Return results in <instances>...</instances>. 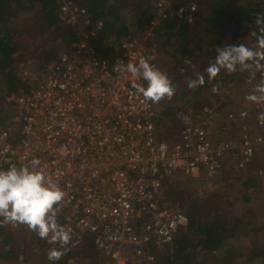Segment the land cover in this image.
<instances>
[{
    "label": "built area",
    "instance_id": "built-area-1",
    "mask_svg": "<svg viewBox=\"0 0 264 264\" xmlns=\"http://www.w3.org/2000/svg\"><path fill=\"white\" fill-rule=\"evenodd\" d=\"M197 12L195 3L155 0L140 39L130 35L99 45H113L116 57L108 63L98 51L104 22L75 0H58L56 18L70 43L40 70L32 68V59L18 63L30 89L4 97L12 118L0 125V170L38 159L39 170L65 193L54 214L70 240L53 242L51 233L42 239L75 253L62 264H152L151 248L169 246L188 226L183 208L162 197L163 181L173 176L213 181L228 162L245 172L264 146V93L257 87L259 99L251 101L255 135L220 139L216 107L181 102L178 138L169 142L157 136L158 102L138 91L146 82L122 70L121 65L143 58L170 82L153 44L156 29L170 22L192 25ZM183 64L195 67L187 60ZM175 100V94L162 99ZM253 176L264 188V171ZM87 241L91 246L82 255Z\"/></svg>",
    "mask_w": 264,
    "mask_h": 264
},
{
    "label": "trees",
    "instance_id": "trees-1",
    "mask_svg": "<svg viewBox=\"0 0 264 264\" xmlns=\"http://www.w3.org/2000/svg\"><path fill=\"white\" fill-rule=\"evenodd\" d=\"M75 1L85 5L94 20L104 22V30L98 40V51L102 60L112 63L116 57L113 45L106 49L100 48L99 45L102 42L113 44L114 40H120L134 33L140 34L149 21L151 5L155 0ZM173 1L179 5L190 3L200 5L201 15L204 17L202 22L205 26L196 28L194 25L170 22L156 29L153 44L163 58L171 60L164 73L170 78L176 97L173 104L161 100L157 106L155 121L157 136L158 139L169 142L178 138L180 127L177 115L181 110L179 106L181 102L193 106L211 105L213 101L208 102L209 99L220 93L224 83H231L228 82L231 77L227 75L232 71L221 69L214 77L206 71L214 62L217 49L228 44H244L257 50V37L264 35V22L256 23L257 18L264 20V0H242L240 3L238 0ZM57 5L58 0H0V81L4 91L1 97L3 101V97L7 95L28 93L30 89L17 71L18 63L24 59L19 53H25L26 49L14 40L20 30V20L25 15L36 12L40 25L44 28L43 39L59 44L61 51H64L63 49L70 43V35L57 21ZM130 31L134 33L130 34ZM49 55L50 52L38 60L37 70L54 60V57ZM186 60L195 67H185L183 62ZM259 63L264 65V60L260 59ZM181 69L183 73L179 72ZM263 69L264 67L257 69L253 65L249 67V72ZM235 70L234 72L238 73ZM189 82H194L192 87L188 86ZM256 179L247 177L237 184L236 188L241 193L239 197L241 201L249 203L252 192L258 188ZM185 180L182 177L173 176L162 183V197L165 196V201L173 202L183 208L188 218V226L177 233L169 246L161 248L162 251L151 248L152 254L158 252L152 264H193V262L200 264V260L205 261L201 264L206 261L210 264L211 260L206 259L207 254L208 256L212 254V262H214L223 252L230 250V242L239 231L237 228L255 224L257 215L248 210L242 215L243 217H240L238 213L239 217L230 213H215L222 206L219 202L220 195L213 194L210 190H198L191 184L189 187V183ZM171 195L174 199H171ZM20 225L23 233L28 236L25 238L24 247L32 251L31 259L36 258V253L44 252L46 247L49 250L52 249L49 244L37 236L35 231L30 230L24 224ZM12 230L8 222L0 218L1 260L11 261L17 257L20 237ZM262 236L264 239V233ZM85 245L80 250L82 255L90 248V241H87ZM71 256H75V253L70 250L64 251V255L56 264H62L66 258ZM254 261L255 264H264V249ZM227 264H234V261Z\"/></svg>",
    "mask_w": 264,
    "mask_h": 264
},
{
    "label": "rangeland",
    "instance_id": "rangeland-1",
    "mask_svg": "<svg viewBox=\"0 0 264 264\" xmlns=\"http://www.w3.org/2000/svg\"><path fill=\"white\" fill-rule=\"evenodd\" d=\"M240 1L242 2V0H238L239 3ZM195 4L198 8V12L194 23L195 25H192L196 28H198V26L204 27L205 25L202 22L204 17L201 15V7L197 3ZM20 21V30L14 40L19 46L26 49L25 53H19L22 57H24L23 60L30 56L29 59H32L35 62L33 57L36 58L37 56H42L43 58L48 52H50L49 56H53L55 59V57L62 52L59 49V44L43 39L44 28L40 25L36 12L35 14L25 15ZM130 32L134 33V31ZM134 36L139 39L141 38L140 34H134ZM246 42L247 45H249L248 40H246ZM34 62L33 64H35ZM199 66L201 67L202 65L199 63ZM32 68L37 69V65H34ZM227 76L231 77V80H228V82L231 83H224L220 93L215 94L214 97H211L208 101H213L212 105L217 108V135L220 139L232 140H237L243 132L250 133L253 136L257 133L254 126L255 113L251 107V100H248L247 97L255 94L253 87H257L258 91L264 93V69L261 71L249 72V75L248 72L246 74L244 71L240 70L238 73L232 71V73ZM215 99L217 101H214ZM229 114L232 115L231 119L228 118ZM248 168L247 172H240L236 170L230 162H228L225 165L224 171L216 180L204 182L201 178L195 176H192L191 179L185 180L187 181L186 183H189V187L192 185L193 188L198 190H210L213 194L220 195L219 202L222 206L219 207L215 213L221 212V214H234L237 211L241 217L246 212V209L250 208L249 212H254L257 215L254 225H244L237 228L239 231L236 232L235 239L230 243L232 244L229 246L230 250L223 253L214 262H212L213 259L211 258L210 264H227L231 261H234V264H240L243 259L242 257L245 256L248 258L246 259L248 260V263L252 264V262L255 263L254 259L263 252L264 239L262 234L264 233V188L260 185L259 180L255 178L258 182V188L252 192L251 199L247 204V202L245 203L239 199V197H241V193L236 187H238L237 184L239 182H242L243 179L245 180L247 177L254 179L253 174L255 171H264V146L258 148L256 156ZM217 188L219 189L216 190ZM172 197L173 196L171 195V199H174ZM163 198L165 199V196H163ZM8 224L13 229L12 231L20 237V243L17 248L16 259L11 261L0 259V264L50 263L48 260L49 249L47 247L44 252L36 253V258L31 259L30 255L32 254V251H30L29 248L24 247L26 243L25 238L28 237L27 234L23 233L20 224H16L17 226H13L11 223ZM233 247L235 249H233ZM159 251H162V249L160 248ZM157 253L155 254L153 252L154 257H156ZM19 257L22 258V261L18 260ZM193 264L196 263L193 262Z\"/></svg>",
    "mask_w": 264,
    "mask_h": 264
},
{
    "label": "clouds",
    "instance_id": "clouds-1",
    "mask_svg": "<svg viewBox=\"0 0 264 264\" xmlns=\"http://www.w3.org/2000/svg\"><path fill=\"white\" fill-rule=\"evenodd\" d=\"M262 22L264 20L257 18V24ZM261 50H264V35L257 37V50L244 44L225 45L217 49L215 60L206 71L214 77L221 69L234 71L237 66L248 68L255 65L260 69L264 67L259 63L264 59V51ZM121 68L139 75L146 82V86H138V91L147 101L159 102L174 94V87L167 77L143 58H139L136 64L121 65ZM193 84L189 82L188 86ZM247 99L256 101L259 97L250 95ZM39 163L38 159H33L20 167L0 170V217L8 223L26 225L41 239H48L51 233L53 242L66 245L70 235L57 223L54 214V205L62 201L65 193L45 177L39 170ZM63 255V250L52 248L48 252V260L50 264H56Z\"/></svg>",
    "mask_w": 264,
    "mask_h": 264
},
{
    "label": "crops",
    "instance_id": "crops-1",
    "mask_svg": "<svg viewBox=\"0 0 264 264\" xmlns=\"http://www.w3.org/2000/svg\"><path fill=\"white\" fill-rule=\"evenodd\" d=\"M195 23V22H194ZM195 25V24H194ZM130 34H133L132 32L130 33ZM135 34V33H134ZM132 36H134V35H132ZM34 58V60H35V65H36V63L38 62V60H40L41 58H42V56H37L36 58L35 57H33ZM36 60H37V62H36ZM160 65H161V67L162 68H165L166 69V67L168 66V64L166 63V59L165 58H163V59H161L160 60ZM239 70L240 71H244L246 74H247V72H248V75H249V67L248 68H242V67H238V69H236L235 71L236 72H239ZM3 94H4V91H3V85H2V83H1V81H0V125L1 126H6L7 124H8V120H10L11 118H12V115H11V113H10V111L7 109V107H6V105H5V103H4V101H3V99H1V97L3 96ZM4 98V97H3ZM216 110H217V108H214V112H215V116H214V122L216 123ZM216 127H217V124H216ZM250 209V208H249ZM249 209L247 208L246 210H248L249 211ZM234 216H238L237 215V211L233 214ZM239 217V216H238ZM1 219H3L2 217H0ZM235 237H236V235H235ZM235 237H234V239H235ZM233 239V240H234ZM233 240H231V242L233 241ZM230 242V243H231ZM230 245H232V244H230ZM233 249H235L234 247H233ZM224 253V252H223ZM203 255V254H202ZM154 256V255H153ZM201 256V255H200ZM204 256H206V255H204ZM155 258V257H154ZM211 258L213 259V256H212V254H211V256H208V254H207V256H206V259H210L211 260ZM243 259H242V262H240V264H250V263H248V260H246V259H248L247 258V256H245V257H242ZM201 262H200V264L202 263V262H205V261H202V260H200ZM203 264H207V261H206V263H203ZM252 264H255L254 262H252Z\"/></svg>",
    "mask_w": 264,
    "mask_h": 264
}]
</instances>
